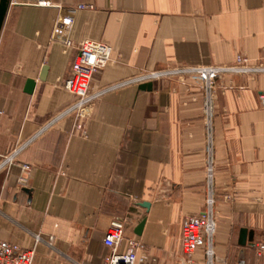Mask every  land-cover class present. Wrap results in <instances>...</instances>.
<instances>
[{"label": "crops", "instance_id": "0c3cea01", "mask_svg": "<svg viewBox=\"0 0 264 264\" xmlns=\"http://www.w3.org/2000/svg\"><path fill=\"white\" fill-rule=\"evenodd\" d=\"M79 6L67 49L52 37ZM85 41L113 55L92 79L100 97L84 134L78 99L61 82ZM238 58L256 71L221 75L212 99L195 74L139 82ZM147 83L151 91L140 89ZM210 198L218 257L264 264V0H10L0 35L1 241L35 250L34 264H104L103 240L122 224L143 243L141 264H179L182 222L206 213ZM242 229L254 233L246 247ZM195 261L209 264L202 251Z\"/></svg>", "mask_w": 264, "mask_h": 264}, {"label": "built area", "instance_id": "2783aa9c", "mask_svg": "<svg viewBox=\"0 0 264 264\" xmlns=\"http://www.w3.org/2000/svg\"><path fill=\"white\" fill-rule=\"evenodd\" d=\"M85 8L84 6L73 8L66 16L58 19L52 37L53 42H58L67 49L73 48V43L69 36L74 25V15L78 10ZM112 55V48L106 44L92 41L83 42L78 47V52L73 61L69 77L61 82L63 88L78 99L74 111L77 120L76 130L81 133L85 134V122L90 117L88 109L100 97V94H91L92 79L112 62ZM247 64L246 59L238 58L232 67H195L176 69L173 71L152 72L141 77L139 82L156 81L173 75L195 74L203 81L204 89L212 99L217 87V81L221 75L225 73L244 75L256 71ZM14 157L7 159V161L12 163ZM213 169V165L211 164L208 169L210 181L213 180ZM216 214L214 200L210 198L206 213L200 216L184 218L182 222L181 240L184 257L179 264H197L195 256L200 251L205 253L209 264H224V261L218 257L215 249L214 238L217 231ZM124 241H126V250L121 252L120 248ZM103 243L110 249V253L104 264H141L148 259L141 240L125 238V229L122 224L112 226L107 232ZM263 253L264 246L260 245L257 255L261 257ZM34 258L35 250H22L0 240V264H34Z\"/></svg>", "mask_w": 264, "mask_h": 264}, {"label": "water", "instance_id": "95a60500", "mask_svg": "<svg viewBox=\"0 0 264 264\" xmlns=\"http://www.w3.org/2000/svg\"><path fill=\"white\" fill-rule=\"evenodd\" d=\"M9 5H10V0H1L0 1V35H1L3 25H4V22L6 19V15H7L8 9H9ZM34 88H35V82L32 80L27 81L26 93L32 94ZM152 88H153L152 83H147V84H144L140 87V89L148 90V91H151ZM145 206L147 207V205H145ZM143 225H144V223L139 227V229H138L139 232H141ZM253 240H254V233L253 232H249L247 229L241 230V236H240V241H239L240 246L246 247L247 242L248 241L253 242Z\"/></svg>", "mask_w": 264, "mask_h": 264}]
</instances>
